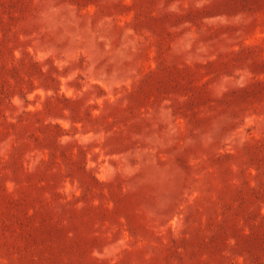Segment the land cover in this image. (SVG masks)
Listing matches in <instances>:
<instances>
[{"label":"rangeland","instance_id":"obj_1","mask_svg":"<svg viewBox=\"0 0 264 264\" xmlns=\"http://www.w3.org/2000/svg\"><path fill=\"white\" fill-rule=\"evenodd\" d=\"M0 264H264V0H0Z\"/></svg>","mask_w":264,"mask_h":264}]
</instances>
